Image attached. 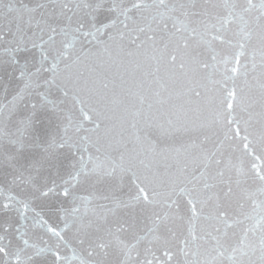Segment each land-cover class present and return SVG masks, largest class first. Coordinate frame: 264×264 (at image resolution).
Instances as JSON below:
<instances>
[{
    "label": "snow or ice",
    "instance_id": "snow-or-ice-1",
    "mask_svg": "<svg viewBox=\"0 0 264 264\" xmlns=\"http://www.w3.org/2000/svg\"><path fill=\"white\" fill-rule=\"evenodd\" d=\"M0 264H264V0H0Z\"/></svg>",
    "mask_w": 264,
    "mask_h": 264
},
{
    "label": "water",
    "instance_id": "water-1",
    "mask_svg": "<svg viewBox=\"0 0 264 264\" xmlns=\"http://www.w3.org/2000/svg\"><path fill=\"white\" fill-rule=\"evenodd\" d=\"M37 206H38V207H39V206H45V207H53V208H54V207H56V204L53 203V204H50V205H41L40 202L37 201ZM50 215H51V214H50Z\"/></svg>",
    "mask_w": 264,
    "mask_h": 264
}]
</instances>
